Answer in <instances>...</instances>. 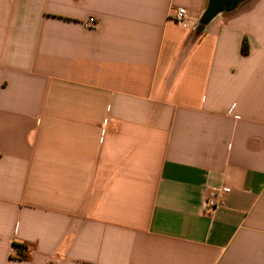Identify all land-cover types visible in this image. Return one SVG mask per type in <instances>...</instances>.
Listing matches in <instances>:
<instances>
[{
    "label": "crops",
    "instance_id": "1",
    "mask_svg": "<svg viewBox=\"0 0 264 264\" xmlns=\"http://www.w3.org/2000/svg\"><path fill=\"white\" fill-rule=\"evenodd\" d=\"M209 2L0 0V264H264V0Z\"/></svg>",
    "mask_w": 264,
    "mask_h": 264
},
{
    "label": "built area",
    "instance_id": "2",
    "mask_svg": "<svg viewBox=\"0 0 264 264\" xmlns=\"http://www.w3.org/2000/svg\"><path fill=\"white\" fill-rule=\"evenodd\" d=\"M172 18L183 28L189 29L197 24V17L192 15L186 8H179L173 13ZM87 27L98 25L95 18H90L86 23ZM230 191L228 187L216 188L211 191L209 199L205 203L207 211L216 209L225 203V196Z\"/></svg>",
    "mask_w": 264,
    "mask_h": 264
},
{
    "label": "water",
    "instance_id": "3",
    "mask_svg": "<svg viewBox=\"0 0 264 264\" xmlns=\"http://www.w3.org/2000/svg\"><path fill=\"white\" fill-rule=\"evenodd\" d=\"M238 1L239 0H210L209 6L205 11L200 23L210 21L218 13L230 8V6H232Z\"/></svg>",
    "mask_w": 264,
    "mask_h": 264
},
{
    "label": "trees",
    "instance_id": "4",
    "mask_svg": "<svg viewBox=\"0 0 264 264\" xmlns=\"http://www.w3.org/2000/svg\"><path fill=\"white\" fill-rule=\"evenodd\" d=\"M242 51L244 54H247L248 53V44H247V41H244L243 43V47H242ZM15 247L18 249L17 250V256L20 257V258H28V254H24L23 251H22V248L23 247L22 245H19V244H15Z\"/></svg>",
    "mask_w": 264,
    "mask_h": 264
}]
</instances>
